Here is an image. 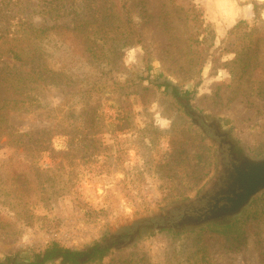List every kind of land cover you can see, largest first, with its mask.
Listing matches in <instances>:
<instances>
[{"label": "rangeland", "instance_id": "obj_1", "mask_svg": "<svg viewBox=\"0 0 264 264\" xmlns=\"http://www.w3.org/2000/svg\"><path fill=\"white\" fill-rule=\"evenodd\" d=\"M127 2L141 40L119 23L120 0L15 7L11 22L53 27L41 46L66 77L42 83L36 105L11 116L24 146L0 138V261L24 264L52 241L83 249L143 224L91 264H264V192L226 232L212 223L176 228L162 217L200 205L224 173L211 123L240 151L264 156V0ZM160 73L195 94L180 104L149 80L125 84ZM85 119L94 130L85 124L74 140ZM39 145L46 150L33 152Z\"/></svg>", "mask_w": 264, "mask_h": 264}, {"label": "trees", "instance_id": "obj_2", "mask_svg": "<svg viewBox=\"0 0 264 264\" xmlns=\"http://www.w3.org/2000/svg\"><path fill=\"white\" fill-rule=\"evenodd\" d=\"M62 1L59 0V2ZM18 4L19 0H0V92L3 91L4 95H6L5 97L0 96V138L6 137L7 143L16 147L26 144V135L11 125V116L18 111H27L30 106L36 105L38 99L37 93H39L42 83L58 84L62 81V78L66 77L49 67L45 60L46 50L41 46V43L50 35L53 27H38L30 21L11 22L15 18V7ZM120 7L119 23L123 25L128 34L141 40L142 35L139 23L134 15L131 14L127 0H120ZM240 23L242 22H238L236 26L238 27ZM110 25L111 23H104V25H100V28H103L106 34H109L112 30L109 27ZM72 30L75 31L74 28ZM113 46L110 45L109 47L112 48ZM110 48L103 49L102 55L107 56V51H110ZM88 52L95 59L97 54L94 48H89ZM5 58L19 61L21 64L19 66L11 65L3 60ZM26 65L29 69L23 70V67ZM56 77L62 78L58 80ZM162 78H164L163 73L154 75L153 77L150 75L145 77L141 74L135 78H128L125 84L130 86L133 83L136 84L149 80L159 88L164 87V91L173 94L180 101V104L183 100H190V97L195 94V89H181L172 81L166 78L163 80ZM96 123L93 119H85L83 122H80V125L74 128V140L77 139L79 141L84 137V130L82 129L85 124L86 126L92 124L90 127L94 130ZM91 141H93L92 145H95L99 139ZM45 150L40 145L37 148H33V152ZM53 182L55 183L56 180H53ZM60 182H63L65 186L66 183L62 179H60ZM226 221L212 223L211 226L216 228L217 231L222 229V232H226L235 220L228 219ZM119 237L121 238L122 236L120 235ZM110 250L107 244L100 242L83 249H74L65 247L57 241H52L44 251L36 253L32 260L26 261L24 264H47L57 261L59 264H91L100 262ZM0 264L19 263L9 256L5 260L0 261Z\"/></svg>", "mask_w": 264, "mask_h": 264}, {"label": "water", "instance_id": "obj_3", "mask_svg": "<svg viewBox=\"0 0 264 264\" xmlns=\"http://www.w3.org/2000/svg\"><path fill=\"white\" fill-rule=\"evenodd\" d=\"M225 171L229 172L232 178L233 195L226 196L221 206H219L220 202H216L214 208L209 211L192 214L184 219L187 226L196 227L207 223H217L219 219L225 222V218L236 220L251 206L254 199L264 192V156L242 152L240 162L233 163V169L226 163ZM179 223L183 225V222Z\"/></svg>", "mask_w": 264, "mask_h": 264}, {"label": "flooded vegetation", "instance_id": "obj_4", "mask_svg": "<svg viewBox=\"0 0 264 264\" xmlns=\"http://www.w3.org/2000/svg\"><path fill=\"white\" fill-rule=\"evenodd\" d=\"M195 119H198L201 121V119L196 116L195 113ZM214 128V134L209 133L211 137L216 139L217 145H220L223 152L226 153L227 156V163L228 167L233 169V163L238 164L240 162V157L242 156V151H240V148L237 147V144L232 140V138L229 136L228 132L224 130L219 123H211L210 124ZM208 132V130H207ZM231 183L232 178L230 176L229 172L224 171V173L218 178V180L215 182L213 188L206 192L201 199L200 205H193L190 207L182 208V207H176L175 210L170 211L165 216H162L165 220V225H172L176 228L180 227L179 222H183V225L181 227H185L187 222H184V219L188 218L192 214L197 215L200 212L209 211L210 209L214 208V205L216 202H220L221 206L225 201L223 200L228 195H233L231 192ZM177 209V214H176ZM198 212V213H196ZM229 218H225V220H228ZM175 220V221H172ZM219 222H223L222 219H219ZM145 224V223H144ZM144 226L151 227L154 226V224H145ZM143 224H138L137 226L133 225L129 227V229H124L120 231L118 234L109 235L108 241L105 243L107 244L110 249H113L116 245H122L120 243L122 242H128L129 239H133L135 235L139 236L141 234V231H139V228H142ZM117 235H121L120 238Z\"/></svg>", "mask_w": 264, "mask_h": 264}, {"label": "crops", "instance_id": "obj_5", "mask_svg": "<svg viewBox=\"0 0 264 264\" xmlns=\"http://www.w3.org/2000/svg\"><path fill=\"white\" fill-rule=\"evenodd\" d=\"M241 14H242V13H241ZM230 19H232V17H230ZM227 28H228V27H227ZM225 29H226V28H225ZM218 31H219L221 34H223V32H225L224 30H222L221 27H219Z\"/></svg>", "mask_w": 264, "mask_h": 264}]
</instances>
